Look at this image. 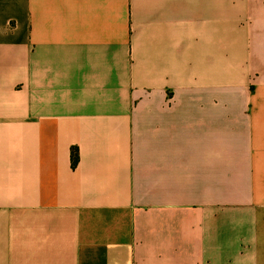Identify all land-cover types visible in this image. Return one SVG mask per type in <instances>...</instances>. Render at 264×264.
Wrapping results in <instances>:
<instances>
[{
    "label": "crops",
    "instance_id": "obj_1",
    "mask_svg": "<svg viewBox=\"0 0 264 264\" xmlns=\"http://www.w3.org/2000/svg\"><path fill=\"white\" fill-rule=\"evenodd\" d=\"M0 264H264V0H0Z\"/></svg>",
    "mask_w": 264,
    "mask_h": 264
},
{
    "label": "trees",
    "instance_id": "obj_2",
    "mask_svg": "<svg viewBox=\"0 0 264 264\" xmlns=\"http://www.w3.org/2000/svg\"><path fill=\"white\" fill-rule=\"evenodd\" d=\"M77 162H78V155H77L76 150L74 149L73 150V165H76Z\"/></svg>",
    "mask_w": 264,
    "mask_h": 264
}]
</instances>
